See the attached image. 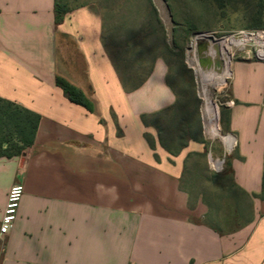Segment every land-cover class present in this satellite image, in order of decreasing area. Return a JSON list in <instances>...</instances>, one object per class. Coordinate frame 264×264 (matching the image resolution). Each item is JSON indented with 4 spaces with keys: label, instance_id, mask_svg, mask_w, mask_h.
Returning <instances> with one entry per match:
<instances>
[{
    "label": "crops",
    "instance_id": "crops-1",
    "mask_svg": "<svg viewBox=\"0 0 264 264\" xmlns=\"http://www.w3.org/2000/svg\"><path fill=\"white\" fill-rule=\"evenodd\" d=\"M96 4L56 23L55 0H0V98L41 117L35 143L0 158V226L22 184L17 221L0 234V264H264V60L233 63L224 107L235 185L252 216L235 231L206 224L208 206L181 189L186 155L151 149L142 121L177 95L159 58L126 92L104 44ZM57 77L83 92L72 103Z\"/></svg>",
    "mask_w": 264,
    "mask_h": 264
},
{
    "label": "rangeland",
    "instance_id": "rangeland-1",
    "mask_svg": "<svg viewBox=\"0 0 264 264\" xmlns=\"http://www.w3.org/2000/svg\"><path fill=\"white\" fill-rule=\"evenodd\" d=\"M67 2L70 8L99 6L106 47L122 62L126 75H145L159 58L167 62L168 83L176 92L177 104L168 114L147 119L151 131L147 136L155 149H164L162 141L176 156H187L182 186L190 193L191 205L199 202L200 194L204 195L203 202L210 206L205 222L223 231L243 227L251 219L252 206L233 186L229 165L236 147L229 152L221 139L233 136L224 130V93L230 75L222 84L209 86L213 127L220 133L212 137L206 125L201 77L194 58H199L208 44L198 36L239 39L243 33L264 31V0ZM254 45L257 46L253 39L244 48H231L230 67L237 61L257 59L259 47ZM213 162L219 166L222 163V170L214 171Z\"/></svg>",
    "mask_w": 264,
    "mask_h": 264
},
{
    "label": "trees",
    "instance_id": "trees-1",
    "mask_svg": "<svg viewBox=\"0 0 264 264\" xmlns=\"http://www.w3.org/2000/svg\"><path fill=\"white\" fill-rule=\"evenodd\" d=\"M68 0H55V11H56V23L60 24L63 21L64 15L69 13L73 8H70L68 5ZM104 44H105V39ZM106 47V44H105ZM109 57L113 62V65L119 75L121 83L126 92H133L138 89L145 80L150 76L154 63L152 67H150L149 71L143 76H133L132 74L126 75L124 70L122 69V62H119L117 58L109 52L106 47ZM134 64V62H133ZM56 85L60 89L63 90L65 96L74 104L79 105L87 109L89 112H93L92 103L85 97L83 92L71 85L65 79L57 77ZM170 85V84H169ZM171 86V85H170ZM172 88V87H171ZM173 89V88H172ZM174 91V89H173ZM175 92V91H174ZM176 94V92H175ZM173 109V108H172ZM172 109L166 110L164 112L158 113L153 116H143L142 121L146 127H148L147 119L154 117L159 118L163 115L168 114ZM41 117L16 103L0 98V158L11 159L14 157H20L25 154L29 149H31L35 143L37 131L39 128ZM224 130L226 133H229V124H228V114L226 117V121L224 122ZM145 138L151 147V149L155 150V144L149 140L147 134ZM162 147L169 152L171 155L176 156L173 151L168 149V147L162 142ZM190 158V157H189ZM184 177V174H183ZM183 178L181 180V189L185 190L188 194H190L185 188L182 186ZM234 188L241 193L246 199L251 202V197L245 194L242 190H240L233 181ZM190 196V195H189ZM204 199V195L200 194L198 199ZM260 198L264 199V194L260 196ZM209 209L210 206L206 204ZM209 226L213 227L216 231L222 232L223 230L218 229L206 222Z\"/></svg>",
    "mask_w": 264,
    "mask_h": 264
},
{
    "label": "bare ground",
    "instance_id": "bare-ground-1",
    "mask_svg": "<svg viewBox=\"0 0 264 264\" xmlns=\"http://www.w3.org/2000/svg\"><path fill=\"white\" fill-rule=\"evenodd\" d=\"M250 37V38H249ZM199 40L205 39L208 43L206 49L202 51L199 58H194L195 65L201 77V90L204 98V114L207 129L212 137H219L220 133L213 127L212 108L210 100V85H220L230 75V50L233 47L244 48L249 40H255L259 47L260 57L264 58V32L243 35V38L230 37L225 39H216L210 35H201ZM199 49V47H198ZM194 52L197 50L194 48ZM211 87V86H210ZM226 148L231 151L235 146L233 136H221Z\"/></svg>",
    "mask_w": 264,
    "mask_h": 264
},
{
    "label": "built area",
    "instance_id": "built-area-1",
    "mask_svg": "<svg viewBox=\"0 0 264 264\" xmlns=\"http://www.w3.org/2000/svg\"><path fill=\"white\" fill-rule=\"evenodd\" d=\"M259 32H264V31H259ZM257 33V32H256ZM250 34H255V33H250ZM244 33L242 34V36ZM254 43V41H252ZM255 46V45H254ZM257 47V46H255ZM258 48V47H257ZM257 59L264 60V58L260 57L259 49H258V57ZM235 139V137H233ZM236 147V140H235V146ZM232 151V150H231ZM229 151V152H231ZM219 162V161H216ZM214 166V171H221L222 170V163L221 165H216L215 162H213ZM24 195V187L22 184H16L14 185L7 197V203L4 211V215L1 221V226H0V234L1 236H6L10 233V231L13 229L17 218L19 214V208L21 204L22 197Z\"/></svg>",
    "mask_w": 264,
    "mask_h": 264
}]
</instances>
